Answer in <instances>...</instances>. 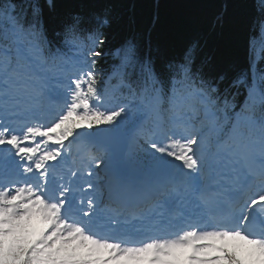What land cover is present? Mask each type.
I'll return each mask as SVG.
<instances>
[{"label":"snow or ice","instance_id":"snow-or-ice-1","mask_svg":"<svg viewBox=\"0 0 264 264\" xmlns=\"http://www.w3.org/2000/svg\"><path fill=\"white\" fill-rule=\"evenodd\" d=\"M255 7L249 70L222 90L196 44L158 64L156 15L110 47L109 8L50 31L40 0H0V264H264Z\"/></svg>","mask_w":264,"mask_h":264},{"label":"trees","instance_id":"trees-1","mask_svg":"<svg viewBox=\"0 0 264 264\" xmlns=\"http://www.w3.org/2000/svg\"><path fill=\"white\" fill-rule=\"evenodd\" d=\"M40 3L50 31L70 13L91 14L109 8L117 18L109 29L110 47L119 44L133 29L143 30L156 15L158 21L151 32V47L158 64L182 58L196 44L194 70H201L209 77L223 75L222 90L238 73L249 70L248 41L259 15L256 0H54L52 9L47 7V0ZM221 12L223 24L215 25V18ZM114 63L117 61L109 57L98 67L106 73ZM259 67L264 68V62ZM243 100L244 90L240 89L237 102Z\"/></svg>","mask_w":264,"mask_h":264}]
</instances>
